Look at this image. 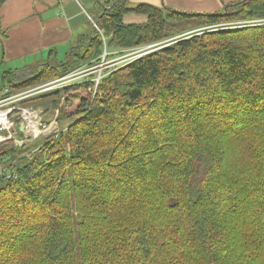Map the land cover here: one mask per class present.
<instances>
[{"label": "trees", "instance_id": "obj_1", "mask_svg": "<svg viewBox=\"0 0 264 264\" xmlns=\"http://www.w3.org/2000/svg\"><path fill=\"white\" fill-rule=\"evenodd\" d=\"M101 6L92 23L103 35L92 28L36 73H1L8 96L93 69L104 49L110 59L157 43L101 69L97 84L94 69L34 94L47 115L62 103L50 135L25 136L11 113L17 138L0 142V264H264V24L217 26L264 18V0L210 12ZM127 13L146 20L125 23Z\"/></svg>", "mask_w": 264, "mask_h": 264}, {"label": "crops", "instance_id": "obj_2", "mask_svg": "<svg viewBox=\"0 0 264 264\" xmlns=\"http://www.w3.org/2000/svg\"><path fill=\"white\" fill-rule=\"evenodd\" d=\"M107 1L109 0H1L0 37L2 34L3 38L0 43L3 45V53L0 72L9 68L21 69L26 65L24 56L28 55L31 60L29 64L41 61L45 54L53 55L55 61L61 62L66 58L70 46L89 39L92 21L96 19L101 4ZM129 1H146L157 5L165 2L168 6L191 12L210 11L216 7L212 0ZM145 20L146 16L142 14L127 13L123 16L125 23Z\"/></svg>", "mask_w": 264, "mask_h": 264}, {"label": "built area", "instance_id": "obj_3", "mask_svg": "<svg viewBox=\"0 0 264 264\" xmlns=\"http://www.w3.org/2000/svg\"><path fill=\"white\" fill-rule=\"evenodd\" d=\"M93 27L98 29L97 24L95 22H93ZM151 46L152 45H147L146 47L136 50L135 52H132L129 49V51L126 54H120V55L116 54V56H113L110 59L106 58L108 53L106 50H104L100 64H98L97 67L93 68V69H97V76L94 78L96 84L100 78L101 68H98L100 67V65H103V63L113 65L114 63H116L117 59H121L125 56H129L130 58L123 61L122 63L129 62L135 56H137V53L140 52L138 55L143 54L147 52L148 50H146L145 52H141V51ZM90 71L91 70H88L87 67H83L80 69L78 68V69H75L68 73L63 74L62 76L56 79L42 83L38 86L25 89L16 94L1 97L0 98V142L9 140L14 137L16 138L15 135L17 134L16 129L18 125L16 126L15 120L11 119L10 117L13 111H16L17 118L20 119L19 123L21 122L23 123V127H24L23 134L25 136H29L31 139L38 136L39 134L49 135L50 133L57 131L58 125L57 126L55 125L57 123L55 122L56 120L55 114L51 118H49L47 114L44 112V108L42 107L34 108L33 106H26V107L18 106L17 104H14V102L16 103L18 99H21V98L23 99L29 95H32V94L34 95V93L37 94V93L44 92L47 90L62 87L72 81L82 78L84 75L88 74ZM4 91H6V89ZM46 118L50 119V121L47 124H45ZM45 132H47V134H45ZM23 140L26 142L28 139L26 138Z\"/></svg>", "mask_w": 264, "mask_h": 264}, {"label": "rangeland", "instance_id": "obj_4", "mask_svg": "<svg viewBox=\"0 0 264 264\" xmlns=\"http://www.w3.org/2000/svg\"><path fill=\"white\" fill-rule=\"evenodd\" d=\"M164 1H166V2H168V0H164ZM212 1H214L215 3H216V7H214V8H212L210 11H214V10H220V9H222L223 8V6L225 5V4H227V3H230V2H233V1H236V0H212ZM214 2H212V3H214ZM93 3V2H92ZM163 3H165V2H163ZM166 4V3H165ZM98 5H99V3H98ZM100 6V5H99ZM174 8V7H173ZM94 9V8H93ZM175 9H179V8H175ZM179 10H184V9H179ZM210 11H208V12H210ZM86 14H87V12H86ZM88 15V14H87ZM246 22H241V23H234L233 25H228V24H226V23H224V24H219V25H217V26H220V27H231V26H239V25H242V24H252V25H257V24H264V18H262V19H253V20H245ZM3 38V35L1 34V37H0V40ZM162 43V42H161ZM157 44V43H156ZM156 44H154V45H152L151 47H148V48H145L144 49V51H146V50H148V51H151V50H153V49H155V48H157V46H156ZM139 49H141V48H138L137 50H139ZM129 50H124L123 52H118L117 50H116V52H117V55H120V54H126L127 52H128ZM2 53H3V45L0 43V61H1V57H2ZM135 55V54H134ZM60 57V56H59ZM128 58H130L129 56H125V57H123V58H121V59H117L116 60V63H114L113 65L114 66H117V65H120V64H123L122 62L123 61H125V60H127ZM41 61H39V62H37V61H33L32 63H28V62H31V60H30V56L28 55V56H24V64H26V65H29V66H26V65H24V67H25V69H24V67H22V69L24 70V72L22 73L23 75H26L27 76V74H29V73H36V71H37V66H39V65H41V64H43V63H45V62H50L52 65H55L57 62H59V61H55V58H54V56L53 55H51V56H49V55H47V54H45L43 57H42V59H40ZM113 62V61H112ZM105 63H103V65H100V67H98V68H101V69H105L106 67H109V66H113V65H109V64H105ZM78 69V68H77ZM80 69V68H79ZM87 69L88 70H94V69H92V67H89V66H87ZM22 71V70H21ZM91 72V71H90ZM68 73V72H67ZM85 76V75H84ZM82 79V78H81ZM53 80V79H52ZM50 81V80H49ZM1 83H2V81H1V72H0V86H1ZM53 89H51V90H48V92L49 91H52ZM7 91H3V93L1 94V92H0V94H1V96H5V94L4 93H6ZM35 94V93H34ZM33 95V94H32ZM29 95V96H27V97H25V98H21V99H18L17 101H16V103L14 102V104H17L18 106H24V107H26V106H32V104H34L37 100H39L40 98H39V96H35V95ZM50 95H52V94H50ZM59 102H61V101H59ZM53 109H54V114H55V122H57L55 125L57 126L58 125V118L59 117H64V114H63V106H62V103H60L58 106H56V107H53ZM67 119V118H66ZM66 119H64L63 121L61 120L60 122H59V124L61 125L62 124V122H63V125L65 126L68 122H69V120H66ZM58 127V126H57ZM53 131V130H52ZM45 134H47V132H45ZM49 134V133H48ZM51 134V133H50ZM49 134V135H50ZM16 136V138H17V134L15 135ZM21 141V140H20ZM0 170H1V166H0ZM262 235H260V237H261Z\"/></svg>", "mask_w": 264, "mask_h": 264}, {"label": "water", "instance_id": "obj_5", "mask_svg": "<svg viewBox=\"0 0 264 264\" xmlns=\"http://www.w3.org/2000/svg\"><path fill=\"white\" fill-rule=\"evenodd\" d=\"M1 1V0H0ZM224 12H225V10H224ZM223 12V13H224ZM92 32H93V29H91L90 31H89V38H91V36H92ZM79 45V43L77 42L75 45H73V46H70V49H69V53H68V55H70L71 54V52H72V50H73V48L74 47H77ZM68 61V59L67 60H65V62H67ZM37 69H38V66L36 67ZM23 123L21 122V123H19V130L20 131H22L23 132ZM14 139H16L15 137H14ZM18 141V143L19 144H21L22 142H25L24 140H17Z\"/></svg>", "mask_w": 264, "mask_h": 264}, {"label": "clouds", "instance_id": "obj_6", "mask_svg": "<svg viewBox=\"0 0 264 264\" xmlns=\"http://www.w3.org/2000/svg\"><path fill=\"white\" fill-rule=\"evenodd\" d=\"M94 28V27H93ZM151 45H154V44H151ZM143 47H146V46H143ZM143 47H140V48H143ZM138 49V48H137ZM137 49H130L132 52H135ZM105 50V49H104ZM129 50V49H128ZM141 52H145L144 51V49L141 51ZM147 52H149V51H147ZM147 52H145V53H147ZM140 53V52H139ZM139 53H137V56H135L133 59H135V58H137L138 56H141V55H143V54H145V53H143V54H140V55H138ZM134 54V53H133ZM114 56H116V55H114ZM132 59V60H133ZM131 61V60H130ZM127 63V62H126ZM124 64V63H123Z\"/></svg>", "mask_w": 264, "mask_h": 264}, {"label": "bare ground", "instance_id": "obj_7", "mask_svg": "<svg viewBox=\"0 0 264 264\" xmlns=\"http://www.w3.org/2000/svg\"><path fill=\"white\" fill-rule=\"evenodd\" d=\"M98 30L100 31V34L103 35V32L98 28ZM93 33V32H92ZM92 37V36H91ZM29 137V136H28Z\"/></svg>", "mask_w": 264, "mask_h": 264}]
</instances>
